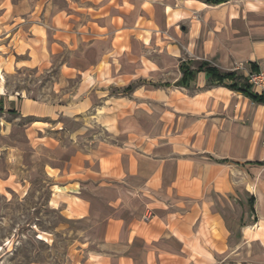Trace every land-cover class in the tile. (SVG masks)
<instances>
[{"label":"crops","instance_id":"crops-1","mask_svg":"<svg viewBox=\"0 0 264 264\" xmlns=\"http://www.w3.org/2000/svg\"><path fill=\"white\" fill-rule=\"evenodd\" d=\"M126 1L0 0V49H32L45 38L47 51L54 33L72 45L82 41L77 35L91 34L90 45L101 52L93 68H108L102 81L89 69L78 70L69 107L20 101V116L35 128L30 145L45 139L42 147L54 154L45 163L50 196L58 197L64 220L81 225L70 232L85 246L83 264H191L198 259L199 229H212L214 222L228 238L223 220L231 207L259 213L255 234L264 227V104L216 84L203 71L179 86L180 66L194 70L205 62L235 72L240 81L264 70V0L164 1V15L172 12L175 23H187L184 47L197 56L178 60L173 81L160 76L164 58L128 59L135 49L131 31L149 19L144 1L135 14L122 13ZM75 18L91 19L95 27L83 33L89 26L75 29ZM171 51L180 55L178 47ZM238 64L247 70L240 72ZM171 87L188 93L173 107ZM92 89L100 104L87 95ZM59 116L68 119L59 128L62 139L37 136L44 129L39 124L54 130Z\"/></svg>","mask_w":264,"mask_h":264},{"label":"rangeland","instance_id":"rangeland-1","mask_svg":"<svg viewBox=\"0 0 264 264\" xmlns=\"http://www.w3.org/2000/svg\"><path fill=\"white\" fill-rule=\"evenodd\" d=\"M115 1L113 0L112 4H115ZM142 1L146 2L144 8L149 20L138 21L135 31H131L135 49L128 52L127 57L134 60L139 56L151 61L164 58L166 66L161 69L160 76L166 81H173L177 76L178 60L197 59L194 53L184 47L183 36L188 32V25L184 21L175 23L172 12H169V15L163 14L164 5L168 4L169 0H129L123 4L125 8L122 13L136 12ZM89 13L95 14L93 11ZM89 21L91 19H73L75 29L79 24L89 26L87 30H82L83 33L95 27L93 23H88ZM129 22L134 21L130 19ZM75 38L82 41H76L72 45L68 44L67 38L61 33L49 35L47 51L45 38L43 45L39 41L32 49L25 50L24 46L18 50H5L3 47L0 49V264L84 262V254L80 250L85 249V246L78 242L80 238L77 234L70 232L72 227L76 229L81 225L64 220L56 208L55 200H58V197L50 196L52 180L45 172L49 171L45 168V163L49 157H54V154H47L45 147H42L45 139L35 140V128L29 127L31 119L20 116L21 100L36 99L55 107H69L73 102L72 96L78 89V70L89 69L90 76L97 75L99 81L109 75L108 68H105L107 73H104V64L93 68L101 55L100 50L90 45V41L94 40L93 35L86 34L83 38L77 35ZM145 38L149 41L146 46L143 44ZM174 46L179 48L180 55L175 56L172 53ZM113 58L118 57L114 55ZM147 65L149 68L150 64ZM235 67L240 72L247 70L241 64ZM118 69L121 71V68ZM87 80L86 87L91 83L89 78ZM105 83L108 82H103V85ZM93 87L98 91L105 90L104 86ZM171 90V107L181 99L186 100V91H180V95L174 87H171ZM87 95L92 96L93 104L101 103L98 99H93V89ZM86 116L92 123L91 115ZM55 119L54 130L39 124L37 127L44 129L39 131L37 136L62 139V131H59V128L63 121L68 119L65 116ZM89 130L87 134L93 132V128ZM30 138H35L37 147L30 145ZM49 142L56 144L53 140ZM31 151L36 154L32 155ZM258 215L257 211L252 214L249 210L231 207L229 212L224 213L223 220L227 239L221 236L223 228H218L214 222L212 229H199L203 235L198 243V259L191 264H264V227L256 234V228L253 227Z\"/></svg>","mask_w":264,"mask_h":264},{"label":"trees","instance_id":"trees-1","mask_svg":"<svg viewBox=\"0 0 264 264\" xmlns=\"http://www.w3.org/2000/svg\"><path fill=\"white\" fill-rule=\"evenodd\" d=\"M204 3L209 5H219L228 2L229 0H202ZM182 71V77L177 83L179 86H188L191 82L195 80L197 72H205L207 76L212 77L216 84L222 85L230 90L237 91L243 96L249 98L251 101L264 104V96L258 95L251 91L250 86L247 81H240L236 76L235 72H222L218 68L210 66L208 63H200V65L192 70L186 63H182L180 66ZM225 81H229L228 84H225ZM126 90H131L130 87Z\"/></svg>","mask_w":264,"mask_h":264},{"label":"built area","instance_id":"built-area-1","mask_svg":"<svg viewBox=\"0 0 264 264\" xmlns=\"http://www.w3.org/2000/svg\"><path fill=\"white\" fill-rule=\"evenodd\" d=\"M246 81L254 93L264 96V70L248 73Z\"/></svg>","mask_w":264,"mask_h":264}]
</instances>
